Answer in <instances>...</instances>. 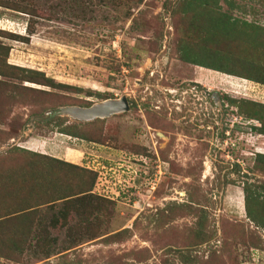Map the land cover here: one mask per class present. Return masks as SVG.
Masks as SVG:
<instances>
[{"label":"rangeland","instance_id":"obj_1","mask_svg":"<svg viewBox=\"0 0 264 264\" xmlns=\"http://www.w3.org/2000/svg\"><path fill=\"white\" fill-rule=\"evenodd\" d=\"M243 21L264 0H0V264H264L243 203L246 183L264 200V41Z\"/></svg>","mask_w":264,"mask_h":264},{"label":"trees","instance_id":"obj_2","mask_svg":"<svg viewBox=\"0 0 264 264\" xmlns=\"http://www.w3.org/2000/svg\"><path fill=\"white\" fill-rule=\"evenodd\" d=\"M193 1H197L199 3H202L203 0H193ZM226 1V0H225ZM230 7H232V5H229ZM223 22L221 27L224 28L226 33H229L231 31L230 27H234V24H229ZM240 25L242 26L241 28L243 30H245V34L248 35V38L253 40L250 41L252 42L253 46H254V50L255 49H261L262 47V42L264 41V25L259 26V25H254V24H249L246 22H241ZM261 39V40H260ZM260 40V41H259ZM184 54H187L186 52H184ZM182 58H184L185 60H187L189 63L191 64H195V65H199L201 67H205L214 71H219V72H225V73H229V74H242L239 71H235L233 69H227V68H222L219 67L218 65H210V66H206L205 64L196 61L195 59H192L188 56V58H185L184 56H182ZM35 75L36 74H40L38 72L32 71ZM230 103L235 102L233 100L227 99ZM240 102V101H239ZM238 101H236V103L239 104ZM245 103V102H243ZM238 106V105H237ZM241 108L240 106H238V109ZM246 117L248 119H255L258 120L259 122H261L259 124L258 127H253V130H257L259 131V133H261L262 135H264V121L261 119V116L259 114H257L256 110H252L249 109L248 113H246ZM256 157H264L263 154L260 153H256ZM254 188V187H253ZM243 199H244V206H245V215L246 217L253 222L254 224H256L257 226H262L264 228V200L259 201L257 198H259L257 192L256 195L253 193V191L251 190V185L249 183H246L243 186ZM252 197L256 198L258 200L255 201L256 199H252ZM253 201V207L251 205V202ZM9 239H11V236L9 237ZM11 246L17 247L21 244V242L18 240L17 237H15V240H12L10 242Z\"/></svg>","mask_w":264,"mask_h":264},{"label":"water","instance_id":"obj_3","mask_svg":"<svg viewBox=\"0 0 264 264\" xmlns=\"http://www.w3.org/2000/svg\"><path fill=\"white\" fill-rule=\"evenodd\" d=\"M127 110V102L125 97H120L118 99H108L103 100L99 103L92 104L88 107H63L59 108L53 113L57 114H67L70 115L72 119L78 121H89L95 118H105L113 114L120 113ZM69 117V116H68Z\"/></svg>","mask_w":264,"mask_h":264},{"label":"flooded vegetation","instance_id":"obj_4","mask_svg":"<svg viewBox=\"0 0 264 264\" xmlns=\"http://www.w3.org/2000/svg\"><path fill=\"white\" fill-rule=\"evenodd\" d=\"M189 82H190V84L188 83V84H186V85H188V86H196L195 84L197 83L196 81H193V80H189ZM182 83V82H181ZM191 83H193V84H191ZM197 88H199L198 86H197ZM188 90H189V94H190V96H189V98H190V100H191V102H190V104H193L192 102H193V97L195 96V97H198V94H200V91H196V90H194V89H192L193 90V92H191L190 91V89L188 88ZM199 90H200V88H199ZM176 93V92H175ZM183 93V92H181V91H178V93H177V96L179 97L181 94ZM173 96V95H172ZM153 99V98H152ZM175 99V102L177 103V104H180V100L179 99H177V98H174ZM224 99V97H222L221 99H220V101H222ZM150 100V99H149ZM154 100V99H153ZM171 101V100H170ZM157 102V100H154V103H156ZM153 103V102H152ZM151 102H149V105H148V107H147V109L149 110V111H152V112H157V111H159L160 110V108H164V111L166 110V109H169L168 107H167V105L165 104V105H154V104H152ZM218 105V104H217ZM131 106H134V107H138V105L137 104H133L132 105V103H131ZM161 106V107H160ZM226 106V105H225ZM184 107V106H183ZM129 110V104L127 103V110L126 111H128ZM224 110H226V107L225 108H223V110L222 111H224ZM180 113H182V111L180 112ZM184 113H185V110H183V114H179L178 116H176V118L177 117H179V120H184L185 121V115H184ZM169 113L168 112H164V119L166 118L167 120L169 119L168 117H169ZM136 116H138V115H136ZM172 122H174L175 120H171ZM184 123V122H183ZM145 127H146V129H150L151 131H153V132H151V134H150V136H151V138H154V137H158V138H160V136L157 134V132L155 131L156 129L155 128H153V127H148L147 125H145ZM166 133L167 134H174V133H169V131H167L166 130ZM161 138H163V137H161ZM155 143H157V142H155ZM139 145V144H138ZM149 148H151V151H153L152 153H155V150H154V147H149L148 146V149Z\"/></svg>","mask_w":264,"mask_h":264},{"label":"bare ground","instance_id":"obj_5","mask_svg":"<svg viewBox=\"0 0 264 264\" xmlns=\"http://www.w3.org/2000/svg\"><path fill=\"white\" fill-rule=\"evenodd\" d=\"M62 115H66V116H69V117H71L70 115H67V114H62Z\"/></svg>","mask_w":264,"mask_h":264},{"label":"built area","instance_id":"obj_6","mask_svg":"<svg viewBox=\"0 0 264 264\" xmlns=\"http://www.w3.org/2000/svg\"><path fill=\"white\" fill-rule=\"evenodd\" d=\"M195 97V96H194Z\"/></svg>","mask_w":264,"mask_h":264}]
</instances>
